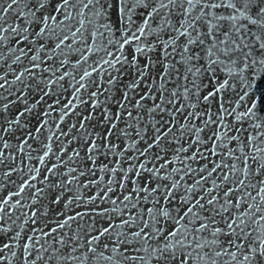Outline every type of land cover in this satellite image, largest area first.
<instances>
[{
    "label": "snow or ice",
    "instance_id": "snow-or-ice-1",
    "mask_svg": "<svg viewBox=\"0 0 264 264\" xmlns=\"http://www.w3.org/2000/svg\"><path fill=\"white\" fill-rule=\"evenodd\" d=\"M0 264H264V0H0Z\"/></svg>",
    "mask_w": 264,
    "mask_h": 264
}]
</instances>
